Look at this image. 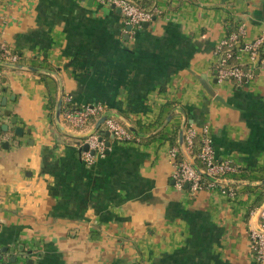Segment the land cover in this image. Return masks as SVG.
I'll return each mask as SVG.
<instances>
[{"label":"crops","instance_id":"obj_1","mask_svg":"<svg viewBox=\"0 0 264 264\" xmlns=\"http://www.w3.org/2000/svg\"><path fill=\"white\" fill-rule=\"evenodd\" d=\"M147 1L156 15L129 29L97 0H0V40L22 66L0 64V264H256L264 69L241 84L214 82L212 59L227 18L242 19L247 37L264 31V0ZM64 104H103L127 129L154 134L114 140L93 131L102 115L78 130L62 119ZM184 119L197 132L207 124L216 160L236 166L232 194L176 186L171 148L185 159L178 134L176 146L166 136ZM90 131L104 153L88 164L76 149Z\"/></svg>","mask_w":264,"mask_h":264},{"label":"built area","instance_id":"obj_2","mask_svg":"<svg viewBox=\"0 0 264 264\" xmlns=\"http://www.w3.org/2000/svg\"><path fill=\"white\" fill-rule=\"evenodd\" d=\"M98 2L106 5H113L120 9L122 16L127 24L131 27H139L144 22H149L152 18V13L141 9L133 0H97ZM246 28L242 24H237L236 32L231 33L229 36H224L216 45L214 54L217 58L215 62L216 77L219 81H245L253 76L254 70L258 68H264V58L260 57L258 47L264 41V34L260 37L247 42ZM240 37L242 39H240ZM239 38V39H238ZM228 47L234 50L227 49ZM241 52L247 54V60L242 61ZM264 56V50L262 52ZM235 57L237 62L241 64H248L247 71H244L242 67L234 66L225 68L227 60L231 57ZM18 54L11 50L9 46L0 40V60L4 62L14 63L18 59ZM70 101V99H68ZM105 114V106L103 104H87L80 107L67 106L62 112V119L68 123L71 127L78 130H83L90 124V118L93 116H100ZM106 129L118 141H130L134 140L132 133L124 127L117 119L109 117L104 121ZM199 134L201 147L196 155L201 159L205 165V172L209 175L219 178L227 179L226 175L237 171L234 166L228 160H216L214 148L209 135V126L205 124L200 132L193 127L184 129V142L188 152H192L193 138ZM0 133V142H1ZM87 145V149L82 150V159L90 164L97 156H102L104 153V143L100 135L95 133L86 138L81 145ZM82 148V147H81ZM177 148H171L170 156L175 157ZM175 161V160H174ZM175 169L173 172V179L178 188L187 183L190 186L189 193L195 194L201 189V180L203 178L188 162L182 160L180 162L175 161ZM206 180V179H205ZM214 183V182H211ZM216 184V183H215ZM224 190V189H223ZM226 191L227 194H232V188ZM258 218L260 221L257 223L258 227L264 230V206L259 212ZM250 235V249L254 251V259L264 264V233L258 231L254 227L249 229Z\"/></svg>","mask_w":264,"mask_h":264},{"label":"trees","instance_id":"obj_3","mask_svg":"<svg viewBox=\"0 0 264 264\" xmlns=\"http://www.w3.org/2000/svg\"><path fill=\"white\" fill-rule=\"evenodd\" d=\"M141 9L145 10V11H148L150 13H152V16H155L156 12H155V5L152 3V2H148L147 0H140V1H135L133 0ZM123 17V16H122ZM124 19V17H123ZM239 23V21L235 20L234 18H227L225 21H224V26H225V36H229L231 33L233 32H236V28H237V24ZM239 39V38H238ZM240 39H242L240 37ZM227 49H230V50H234L233 48L231 47H228ZM264 50V41L261 45H259L258 47V52H259V55L260 57L264 58L262 52ZM234 66H239V67H242L244 69V71H247L248 69V64H241L239 62H237V60L235 59V57H231L229 60H227L226 64L224 65L225 68H228V67H234ZM0 81H1V75H0ZM237 82L238 84H241L244 82L243 81H235ZM67 106H65V104L63 105L62 107V110L64 111L65 108ZM53 108V107H52ZM52 114V117H53V112L51 113ZM97 116H93L90 118V124L92 122L95 121ZM65 122V121H64ZM90 124H88L85 128H87ZM135 126L138 128V130H141L142 129V125L140 124V121L139 120H136L134 122ZM190 127V125L186 126V128ZM0 133H1V128H0ZM100 134V133H99ZM163 132H159L157 133L156 135L152 136V137H149V138H146V139H139L138 141L139 142H148V141H151L155 138H158V137H162L163 136ZM177 134H178V128L175 127L174 128V132L170 135H167L166 136V139L169 140L170 144L172 146H176L177 145ZM135 139V138H134ZM116 140V139H114ZM82 142H79L77 145L79 146L78 149H76V151L78 153L81 154V151L83 150V148L80 147ZM201 147V141H200V135L197 134L194 138H193V145H192V152H191V155L193 156L194 158V161L196 162V164L201 168V169H205V165L202 163L201 159L196 155V153L199 151ZM174 160L176 162H180L183 160L182 156L180 153H176L175 157H174ZM85 163V161H84ZM240 170V169H239ZM246 171H250L249 168L246 169ZM220 187L224 190H228L229 188H234V186H227L225 184H215V183H211L210 181L208 180H205V179H202L201 180V189H209L211 187ZM184 187V185H182V188ZM185 189L187 191H189L190 189V186L187 185L185 187ZM199 190V191H200ZM198 192H196L195 194H193L194 196L197 194ZM264 202V187H262V191L261 193L259 194V196L257 197V200L254 204L255 207H259L260 205H262V203ZM250 236V235H249ZM251 242V240H250ZM252 252V255L254 256V251H251ZM256 264H261L259 261L255 260Z\"/></svg>","mask_w":264,"mask_h":264},{"label":"water","instance_id":"obj_4","mask_svg":"<svg viewBox=\"0 0 264 264\" xmlns=\"http://www.w3.org/2000/svg\"><path fill=\"white\" fill-rule=\"evenodd\" d=\"M88 1H92V0H88ZM117 11L121 12L119 8H116ZM147 22H144L143 25H146ZM128 28L130 29L131 26L129 25ZM0 64H3L5 66H9V67H15V68H22V66L20 65H17V64H14V63H6V62H0ZM28 69H31V70H34L36 68H33V67H29ZM215 73H216V70H215ZM199 79V82L202 84V86L204 87V89L208 92L209 95L215 97L216 99H219L221 100L220 96H216L214 90L211 89L210 85L208 84V82L203 79L202 77H198ZM217 81V78L214 82ZM61 102H62V97L60 96V98L58 99L57 101V106H56V111H55V115H56V118H57V121L59 124H62V121H61ZM5 104V98L2 99V105ZM176 113H180L182 114L184 117H185V112L183 110V108L181 107H176L174 108V114ZM5 114L9 115L10 114V111H7ZM116 114H112V113H109V114H104L102 115L98 121L96 122V125L94 127V130L93 131H97L102 135H105V136H111L113 138V136L109 133L108 130H103V129H100L99 126L109 117H114ZM171 117V114L170 116H168V120H170L169 118ZM185 122V119L183 120L180 128H179V133H178V144H179V147L181 149V152L184 156V159L186 162H188V164H190L203 178H205L206 180L210 181V182H214V183H217V184H232L234 183L233 181H230V180H226V179H219V178H215L211 175H209L207 172H205L204 170H202L197 164L196 162L189 157V155L185 154L184 153V142H183V135H184V123ZM64 126V125H63ZM4 130L7 129V126L4 125L2 126ZM64 129V127H62ZM128 130L133 133L134 135H136L137 137H140V138H145L147 136H150L152 134H144V133H141V132H138L133 126L129 125L128 127ZM22 131L23 129L20 127V126H17L15 128V133L18 134V135H21L22 134ZM93 131H90L86 136H88L91 132ZM101 138V136H100ZM6 143V142H5ZM4 144V143H3ZM105 145H108V143ZM83 149H87V145L84 144L83 146ZM260 184H264V179L260 181ZM188 184L185 183V187L187 186ZM264 206V202L263 204L261 205V207L256 211L255 213V219L256 217H258L259 215V212L260 210L262 209V207ZM255 229H257L258 231L260 232H263L264 233V230L260 229L258 227V225L256 224V221H254V226H253ZM2 250H6V247H4ZM0 259H1V256H0Z\"/></svg>","mask_w":264,"mask_h":264},{"label":"rangeland","instance_id":"obj_5","mask_svg":"<svg viewBox=\"0 0 264 264\" xmlns=\"http://www.w3.org/2000/svg\"><path fill=\"white\" fill-rule=\"evenodd\" d=\"M172 3H174V2H172ZM160 4H161V6H164V4H165V2L164 1H160ZM238 19V18H237ZM238 21V20H237ZM238 24H242V25H244L245 26V22L241 19V20H239V23ZM246 28V27H245ZM245 32H246V39H245V41H247V42H249V41H251V40H253V39H255V37H260V36H262L263 34H264V31L263 32H260L258 35H256V36H248L247 37V31L245 30ZM222 39V38H221ZM241 55H242V61H246L247 59V54L245 53V52H241ZM217 61V58L216 57H213V59H212V63L214 64L215 62ZM258 69H262V68H258ZM264 69V68H263ZM225 82H227V81H223V83H225ZM229 176V175H228Z\"/></svg>","mask_w":264,"mask_h":264}]
</instances>
